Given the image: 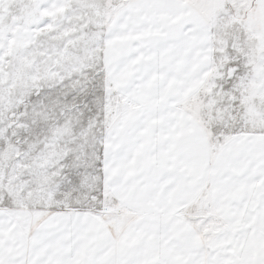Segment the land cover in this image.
I'll use <instances>...</instances> for the list:
<instances>
[{"label": "snow or ice", "instance_id": "obj_1", "mask_svg": "<svg viewBox=\"0 0 264 264\" xmlns=\"http://www.w3.org/2000/svg\"><path fill=\"white\" fill-rule=\"evenodd\" d=\"M0 264H264V0H0Z\"/></svg>", "mask_w": 264, "mask_h": 264}]
</instances>
